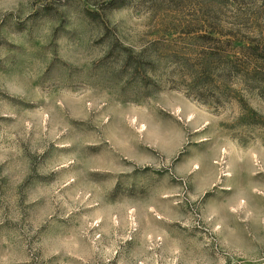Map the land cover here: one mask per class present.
<instances>
[{
    "label": "clouds",
    "instance_id": "9594fccd",
    "mask_svg": "<svg viewBox=\"0 0 264 264\" xmlns=\"http://www.w3.org/2000/svg\"><path fill=\"white\" fill-rule=\"evenodd\" d=\"M0 264H264V0H0Z\"/></svg>",
    "mask_w": 264,
    "mask_h": 264
}]
</instances>
